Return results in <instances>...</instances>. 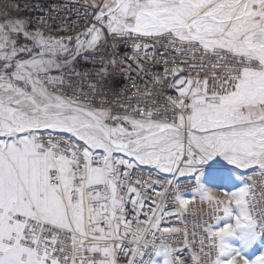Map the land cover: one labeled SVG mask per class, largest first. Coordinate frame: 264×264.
Returning a JSON list of instances; mask_svg holds the SVG:
<instances>
[{"label": "snow or ice", "instance_id": "snow-or-ice-1", "mask_svg": "<svg viewBox=\"0 0 264 264\" xmlns=\"http://www.w3.org/2000/svg\"><path fill=\"white\" fill-rule=\"evenodd\" d=\"M70 5L0 0V264H264V0Z\"/></svg>", "mask_w": 264, "mask_h": 264}, {"label": "built area", "instance_id": "built-area-1", "mask_svg": "<svg viewBox=\"0 0 264 264\" xmlns=\"http://www.w3.org/2000/svg\"><path fill=\"white\" fill-rule=\"evenodd\" d=\"M21 3L23 4H28V5H48V8L41 7L40 10L38 11L35 7H29L27 10H21V14L23 15L24 18L28 19L30 21V28L35 29V28H40L42 31H48L49 29L46 28L44 25L41 24L42 18H46L48 15H53L55 16V20H49L48 25L49 27L52 28L53 31H55V24L61 19V12L59 10H56L54 12L49 11V8L57 3L60 4H67L69 7L70 5V0H20ZM117 52V55L119 58L122 60L125 56L131 55L132 54V44L129 42L127 45L123 43H119L117 49L115 50ZM89 60L92 59V57H88ZM98 63V61H97ZM84 67L86 69H93L92 64H85ZM153 72H162L163 71V64H151L149 66ZM136 73H132L133 79H128L126 77H120L117 81V87L116 91L120 92L121 87L123 85H128L129 88H131L132 83L134 82ZM87 91V89H85ZM131 95V91L128 93ZM135 99V97H133Z\"/></svg>", "mask_w": 264, "mask_h": 264}]
</instances>
